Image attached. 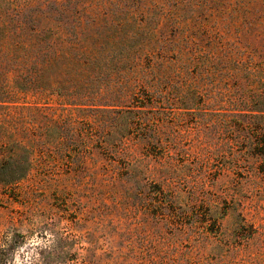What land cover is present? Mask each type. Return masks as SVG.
I'll return each mask as SVG.
<instances>
[{
    "label": "rangeland",
    "instance_id": "rangeland-1",
    "mask_svg": "<svg viewBox=\"0 0 264 264\" xmlns=\"http://www.w3.org/2000/svg\"><path fill=\"white\" fill-rule=\"evenodd\" d=\"M1 34L96 54L111 106L54 99L0 264H264V0H0Z\"/></svg>",
    "mask_w": 264,
    "mask_h": 264
},
{
    "label": "trees",
    "instance_id": "trees-1",
    "mask_svg": "<svg viewBox=\"0 0 264 264\" xmlns=\"http://www.w3.org/2000/svg\"><path fill=\"white\" fill-rule=\"evenodd\" d=\"M59 41L0 35V190L17 189L39 155L54 152L60 142L54 131V99L75 109L111 106L92 97L102 92L94 89L91 76L98 74L97 55L73 48L65 38Z\"/></svg>",
    "mask_w": 264,
    "mask_h": 264
}]
</instances>
